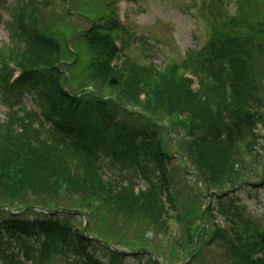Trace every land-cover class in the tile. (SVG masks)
<instances>
[{
  "label": "trees",
  "instance_id": "trees-1",
  "mask_svg": "<svg viewBox=\"0 0 264 264\" xmlns=\"http://www.w3.org/2000/svg\"><path fill=\"white\" fill-rule=\"evenodd\" d=\"M258 1L249 0L256 5L248 19L251 25L244 19L245 22L232 27V32L226 28L221 31L220 26L225 23L220 1L208 3L206 15L211 31L224 35L213 45L218 48V55L212 60L206 54L189 51L181 63L199 77L200 90L196 93L184 79L174 80L160 75L153 67L136 66L125 53L118 66H105L103 58L110 53L107 34L110 36L115 29L108 26L103 29L94 23L93 30L88 32L91 35L88 41L96 43L87 45L74 66L82 75L75 76L71 86L75 90L93 89L89 96L91 104L81 108L79 114L71 111L72 97L61 90L58 76L62 75L58 66L73 55L68 42L78 40L80 32L77 25L72 24L73 29L70 28L73 19L70 14H56L55 23L46 22V8L42 4L39 12L43 28L55 29L59 23L63 27L56 28L55 38L42 54L31 53L26 61L28 66L47 69L53 74L48 83L50 92L39 100L40 105L69 125L77 148L88 142L86 139L98 143L92 145L95 147L91 154L93 162L84 164L78 150L70 149L60 136L44 130L21 102L19 96L22 92L28 93L29 82L12 88L3 85L1 100L6 112L5 120L0 123V207L11 211L28 207L73 210L74 206L81 208L83 201L89 200L92 212L88 233L100 242L81 236L79 244L92 246L94 243L114 257L121 248L147 250L161 264H178V258L191 253L193 234H200L203 229L196 223L201 214V197L205 201L222 198L238 185H246L247 175L255 174L261 164L264 167V119L260 112L264 109V28H256L260 22L264 26V8L258 6ZM99 14L105 18L104 13ZM78 15L87 18L83 13ZM76 19L79 23L80 19ZM254 22L258 25H252ZM3 25L11 36L12 24L6 21ZM225 34L234 36L233 50L226 54L229 41L225 40ZM234 43L238 46L234 47ZM226 79L231 83L230 95L225 89ZM146 87L151 100L146 95ZM60 94L63 102L56 98ZM99 97L107 98L106 105L97 101ZM132 108L134 115L128 116L126 112ZM121 113L126 114L123 121L119 118ZM169 115H173L171 128L177 135L174 141L157 129ZM148 118L154 120V125L147 122ZM169 155L185 163L186 174L194 173V189L187 198L172 188L175 170ZM94 170L104 173L111 187H102ZM140 176L149 183L150 189L135 194ZM12 196L14 200H10ZM171 211H183L181 239L172 238L167 242L169 249L161 251L159 243L150 245L160 239L149 238L146 232L147 229L166 230ZM34 214L26 212V215ZM34 217L19 222L8 217L1 223L5 240L0 242V264H24L23 257L42 264L46 258L43 254L49 250L62 256L64 264H80L70 239L69 225L46 221L41 214ZM223 233L226 241L219 240L226 259L220 264H264L262 259L254 258L255 255L264 258V231H258V239L249 235L245 238L241 233L230 238ZM116 237L117 241L113 239ZM140 255L143 256L137 254Z\"/></svg>",
  "mask_w": 264,
  "mask_h": 264
},
{
  "label": "rangeland",
  "instance_id": "rangeland-1",
  "mask_svg": "<svg viewBox=\"0 0 264 264\" xmlns=\"http://www.w3.org/2000/svg\"><path fill=\"white\" fill-rule=\"evenodd\" d=\"M28 1H33V5L35 6V0ZM39 1V6L42 7V4H44L46 8V22L55 23L56 14L59 16L65 14V3H62V0ZM208 1L210 0H137L136 4V2L129 0L127 3L129 8L127 12L129 27H127V29H131V31L128 34L122 36L125 45L126 42V46L130 45L129 50L126 52L129 54H134V56L136 55L138 58L140 57L141 60H145L146 62L150 61L152 64L156 65H160L167 58L180 61L184 58V53H187L188 51L195 48V27L196 25H201L202 20L200 14L204 12L202 6L203 3L205 4ZM222 1L223 3L225 2V0ZM230 1L234 2V8L229 6L227 11L230 15L235 14V17H237L239 23L244 21L248 15L251 16L250 11H246L244 16H242L241 10H251L250 6L244 8V0ZM10 2L11 1L7 0V5H9ZM262 3L264 4V0ZM36 9L39 23L42 25L43 18H41L38 8ZM67 9L70 12L73 11L75 14H99L103 12L109 14L110 10L112 9V4L108 0H72V2L68 4ZM94 14L92 19L97 17L96 15L94 16ZM7 17L8 13L4 14L3 19H7ZM79 19V23L75 17L71 20V29H73V25H77V27L88 26V21L86 23V20L81 18ZM56 27L62 28L63 25L59 23ZM220 28L222 31V28L226 27L220 26ZM7 41L8 38L6 31L3 30L2 25H0V47ZM203 42L204 41H202L201 44H203ZM68 45H71V43H68ZM63 53L65 54L64 50ZM82 54L83 50L76 53V57L72 56L69 59L70 62H74L72 65H64L65 69H68L71 74H76L78 77H81L82 74L79 69L74 68L76 61L73 60L76 58L79 59ZM65 69L63 68L61 70L62 74L64 71H66ZM72 80L73 79L71 77L69 89H71ZM23 100L26 102L27 98L23 97ZM131 110L135 111L134 108ZM3 116L4 107L0 103V121L3 119ZM149 119L150 118L147 120L149 121ZM172 121L173 117L167 116L158 131L162 133L166 128L164 125L172 127ZM173 169L175 171L172 173L174 177L172 188L174 190L177 188L181 195H184L186 198L189 197L194 189V176L191 173L186 174L183 169V163L176 159L173 161ZM260 175L261 172L259 171L256 177H252L250 179V182L258 184L261 179ZM61 193L62 191L59 192V195H61ZM14 198L15 196H12L10 200H14ZM83 203L92 204V201L86 200L83 201ZM214 207L215 209H213V219L211 220L213 224H209L207 228H203L200 234L196 233L195 243L197 245V252L195 251V253L197 254L198 264H220L221 262H225L226 252L224 250L222 251L220 248L221 242L219 240L220 238L224 242L226 241L223 231L227 233L228 237L232 238L233 235H237L241 233V231L245 233V226L247 224L255 225L264 229V182L256 188L247 184L242 186L240 189L231 190L227 197L217 201ZM201 208L202 207L199 209ZM179 213L181 214L183 211H180ZM55 217L53 216L48 218L53 220L58 219L59 221L64 220L65 222L67 221L76 229H79L81 227V221L83 222L80 216H58L56 217L57 219H54ZM4 218V216L0 217L1 220ZM212 225H214V227H212ZM168 226L169 229H167L166 232L169 233V235H176L177 229L174 218L168 221ZM132 229H135V227H132ZM218 229L220 230V234L216 235L215 230ZM147 230V237L154 240L160 239L159 236L161 234H159L156 229ZM252 230L255 232V227ZM246 232L248 235H250L247 230ZM113 239L115 241L118 240L117 237ZM244 241L247 242L248 240ZM156 244H158V247L161 251H167L170 246L167 244V241L166 243L161 240L160 242H150L152 247H154ZM199 251H201L200 254ZM95 255L103 262L111 264H151L148 260V257L142 255L130 257L126 260L122 259V261L121 258L119 259L118 257H114V255L109 253V251L102 248L101 250L99 249ZM189 256L190 254H185L184 258H178L177 256L178 259L176 262H185ZM52 260L45 264H63L58 257L55 260ZM197 261L194 262V264H196ZM188 263L192 262L188 261L186 264Z\"/></svg>",
  "mask_w": 264,
  "mask_h": 264
}]
</instances>
